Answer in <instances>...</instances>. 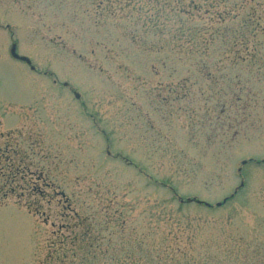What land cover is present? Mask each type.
Returning <instances> with one entry per match:
<instances>
[{
    "label": "rangeland",
    "instance_id": "1",
    "mask_svg": "<svg viewBox=\"0 0 264 264\" xmlns=\"http://www.w3.org/2000/svg\"><path fill=\"white\" fill-rule=\"evenodd\" d=\"M0 264H264V0H0Z\"/></svg>",
    "mask_w": 264,
    "mask_h": 264
},
{
    "label": "water",
    "instance_id": "2",
    "mask_svg": "<svg viewBox=\"0 0 264 264\" xmlns=\"http://www.w3.org/2000/svg\"><path fill=\"white\" fill-rule=\"evenodd\" d=\"M12 55L15 57V58H18V59H21V60H23V61H26L27 63H30V60H29V58H27V57H23V56H19L18 54H17V52H16V45L15 44H13V46H12ZM77 97H79V95H77Z\"/></svg>",
    "mask_w": 264,
    "mask_h": 264
},
{
    "label": "trees",
    "instance_id": "3",
    "mask_svg": "<svg viewBox=\"0 0 264 264\" xmlns=\"http://www.w3.org/2000/svg\"><path fill=\"white\" fill-rule=\"evenodd\" d=\"M10 176V175H9ZM12 181V180H11Z\"/></svg>",
    "mask_w": 264,
    "mask_h": 264
}]
</instances>
